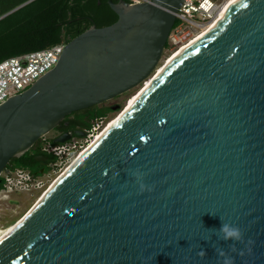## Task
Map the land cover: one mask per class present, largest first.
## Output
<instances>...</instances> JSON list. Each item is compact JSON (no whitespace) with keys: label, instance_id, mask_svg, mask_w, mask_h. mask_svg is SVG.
Listing matches in <instances>:
<instances>
[{"label":"water","instance_id":"1","mask_svg":"<svg viewBox=\"0 0 264 264\" xmlns=\"http://www.w3.org/2000/svg\"><path fill=\"white\" fill-rule=\"evenodd\" d=\"M180 1L107 0L113 21L67 38L50 69L0 102V170L66 113L152 73ZM120 109L0 224V264H222L220 248L231 264H264V0H232ZM222 222L242 230L235 250L214 231Z\"/></svg>","mask_w":264,"mask_h":264},{"label":"built area","instance_id":"2","mask_svg":"<svg viewBox=\"0 0 264 264\" xmlns=\"http://www.w3.org/2000/svg\"><path fill=\"white\" fill-rule=\"evenodd\" d=\"M127 1L136 3L150 0ZM227 1L229 0H181L175 8L174 19L166 36L164 47L172 50L194 38L218 16ZM64 42L65 39L62 38L43 47L1 57L0 102L8 95L19 92L50 69L55 64ZM105 116L102 114L92 117L89 125L83 128L84 133L70 139L52 142L46 133L40 135L39 150L51 155L44 175L52 174L51 180L57 176L63 167L67 166L104 127ZM42 176L24 166H4L0 170V197L6 196L8 191L36 190L44 183Z\"/></svg>","mask_w":264,"mask_h":264},{"label":"trees","instance_id":"3","mask_svg":"<svg viewBox=\"0 0 264 264\" xmlns=\"http://www.w3.org/2000/svg\"><path fill=\"white\" fill-rule=\"evenodd\" d=\"M11 3L8 1L1 4L0 12ZM84 14H91L98 26L110 23L116 16L104 0H99V3L96 0H31L4 13L0 17V59L7 54L43 47L74 36L88 25L85 22L73 26L74 17H84ZM109 106L100 102L70 111L64 117L68 118L71 126L79 124L84 128L89 125L92 117L106 114L110 110ZM25 164L26 156L19 154L9 157L4 165Z\"/></svg>","mask_w":264,"mask_h":264},{"label":"rangeland","instance_id":"4","mask_svg":"<svg viewBox=\"0 0 264 264\" xmlns=\"http://www.w3.org/2000/svg\"><path fill=\"white\" fill-rule=\"evenodd\" d=\"M174 51H176L175 48L169 50L166 47H164L163 51H161L160 54L161 56L157 64L159 65L160 63L165 61ZM140 83L134 85L133 87H131L126 91L124 90L118 93L117 95H115L114 97L108 100H104L101 102L103 104H115V102L118 103L117 108H115L116 107L115 106L113 109L108 110L107 113L105 114L106 123L114 119V116L118 112V109L121 108L120 109L121 112V110L124 107H126V105L135 97V95L139 91V88H141V86L144 85L145 80L141 84ZM52 177H53L52 174L43 175L42 178L44 183L40 188L36 190H30V191L20 190V191L12 192L11 198L15 200L9 201V199L0 197V224L3 222H11L16 218H18L19 216L23 215L26 212V210L32 205V203L35 202L36 199H39L41 197L40 195L45 191ZM53 179L50 181V183L53 181Z\"/></svg>","mask_w":264,"mask_h":264},{"label":"flooded vegetation","instance_id":"5","mask_svg":"<svg viewBox=\"0 0 264 264\" xmlns=\"http://www.w3.org/2000/svg\"><path fill=\"white\" fill-rule=\"evenodd\" d=\"M12 2L10 4V6L8 8H11V10H15L16 8L22 6L23 4L31 1V0H28L27 2H24L25 0H0V6L1 4L3 3H6V2ZM105 1V4L107 5V7L113 12L115 13V11H113L108 3H107V0H104ZM114 1V0H112ZM96 3H99V0H96ZM7 9V8H6ZM4 9V10H6ZM4 10H2L1 12H3ZM0 12V14H1ZM116 14V13H115ZM3 15V14H2ZM84 17H80V16H76L74 17L75 21L73 22V26L76 25V27L80 24H84L85 22H88L87 26L91 25V24H94L96 25L95 23V20L93 19L92 15L91 14H84L83 15ZM1 17V16H0ZM57 23V22H56ZM63 24V23H62ZM98 26V25H96ZM100 26V25H99ZM117 95V94H115ZM114 97V96H113ZM112 98V97H111ZM110 99V98H109ZM108 100V99H107ZM70 117V116H69ZM65 119V120H64ZM64 129H67V130H70V133H69V136L67 139H70L72 137H75V136H78L77 134H75L73 132V130H83V127H81L79 124H76V125H73L71 126L70 125V121L68 120V118L64 117L58 121V123L53 127L51 128L46 134L47 136L50 137V139L56 135H58L59 132L63 131ZM66 139V138H65ZM38 144H39V139L35 140L27 149H25L21 154H24L26 156V164L24 167L26 168H29V169H32L33 171L32 172H35L36 174H38L39 176H42L45 174V172L47 171V163L48 161L50 160V154L49 153H46V152H42L39 150L38 148ZM12 192H16V191H8L6 193V196H2L6 199H9V201L11 200H15V199H12L11 196H12ZM1 197V198H2Z\"/></svg>","mask_w":264,"mask_h":264},{"label":"clouds","instance_id":"6","mask_svg":"<svg viewBox=\"0 0 264 264\" xmlns=\"http://www.w3.org/2000/svg\"><path fill=\"white\" fill-rule=\"evenodd\" d=\"M140 189L141 191L145 189V185L143 183L140 184ZM214 231L218 233V239L224 241H233V243L229 244L228 246L230 250H235V242H243L242 230L236 225H231L229 223L222 222L220 228ZM217 253L219 257L224 258L222 264H231V257H228L226 255L225 250L223 248L217 249ZM199 255L204 256L206 255V252L202 249Z\"/></svg>","mask_w":264,"mask_h":264},{"label":"bare ground","instance_id":"7","mask_svg":"<svg viewBox=\"0 0 264 264\" xmlns=\"http://www.w3.org/2000/svg\"><path fill=\"white\" fill-rule=\"evenodd\" d=\"M232 0H229V1H227L226 2V4L223 6V8H222V10L220 11V13L218 14V16L216 17V18H214L213 20H212V22H210L209 24H208V26H206V27H204L194 38H192V39H190V40H188L185 44L184 43H182V44H180L178 47H175V49H176V51H174L165 61H163L162 63H160L158 66L156 65V67H155V70L154 71H152V73H150L144 80H145V83H144V85L140 88V89H142L143 87H145L146 85H148V83L155 77V75L157 74V72L158 71H160V69H162V67L174 56V54L176 53V52H178V51H180L182 48H185L188 44H190V43H192L193 41H195L196 39H198L200 36H202V35H204L207 31H209V29L212 27V25L215 23V21L218 19V17L222 14V12L227 8V5L231 2ZM178 48V49H177ZM143 80V81H144ZM142 81V82H143ZM141 82V83H142ZM140 83V84H141ZM138 93V92H137ZM137 95V94H136ZM136 95H135V97H136ZM134 97V98H135ZM133 98V99H134ZM132 99V100H133ZM132 100L126 105V107L132 102ZM125 108V107H124ZM112 121V120H111ZM110 121V122H111ZM110 122H108V123H106L105 125H104V127L95 135V137H94V139L100 134V133H102V131L108 126V125H110L109 123ZM94 139H92L84 148H82L79 152H78V154H77V158L87 149V147H89L90 146V143H92V141H94ZM76 159V158H75ZM72 161H74V160H72ZM66 166V165H65ZM64 166V167H65ZM64 167H63V169H64ZM67 167V166H66ZM62 169V170H63ZM62 170L60 171V172H62ZM58 173V175L59 174H61V173ZM58 175L57 176H55L54 177V179L53 180H55L57 177H58ZM40 199V198H39Z\"/></svg>","mask_w":264,"mask_h":264},{"label":"snow or ice","instance_id":"8","mask_svg":"<svg viewBox=\"0 0 264 264\" xmlns=\"http://www.w3.org/2000/svg\"><path fill=\"white\" fill-rule=\"evenodd\" d=\"M0 239H2V237H0Z\"/></svg>","mask_w":264,"mask_h":264}]
</instances>
